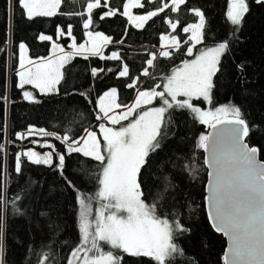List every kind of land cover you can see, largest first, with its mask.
<instances>
[{"label": "trees", "instance_id": "16d2710c", "mask_svg": "<svg viewBox=\"0 0 264 264\" xmlns=\"http://www.w3.org/2000/svg\"><path fill=\"white\" fill-rule=\"evenodd\" d=\"M126 0H108V7L117 15L100 16L108 8L93 10V24L83 28L85 0H64L59 13L53 17H40L29 21L18 6H9L0 0V95H7L9 102L0 104V183L6 181L4 198V252L0 264H38L48 254V264H66L65 258L71 248L79 242L77 196L91 204L92 212L97 204L99 187L97 177L99 162L80 153L68 154L64 145L55 137L48 141L55 145L56 153L65 155L64 175L55 167L35 165L21 158L22 172H15V157L22 148L32 146L29 139L20 141L18 132L29 127L44 129L57 136L70 134L80 137L85 129L94 128L100 95L115 88L118 102L127 105L136 89L148 90L162 84L170 71L200 52L202 49L227 40L228 49L221 56L220 71L214 77L213 90L215 108L226 103L241 107L250 125L258 126L248 141L264 150V4L247 0L249 12L240 25H232L226 18L227 0H187L179 12L166 9L158 16L137 28L130 24L123 12ZM142 8L131 9L132 14H145L162 6V0H141ZM170 2V0H169ZM103 3V0H102ZM200 9L206 16L204 39L187 55L190 43L183 26L195 23L198 18L190 9ZM76 13H85L77 15ZM167 20L179 21L176 31L170 29ZM72 26V37L57 38V27L67 32ZM86 31H98L108 36L111 43L102 49L104 57L118 53L119 60L102 59L100 56L73 55L61 70L64 74L58 91L44 95L30 85L24 89L18 83L15 71L19 64V44L27 46L26 56L36 60L50 52V41H40L39 34L49 35L64 48L73 38L79 44L85 40ZM163 34L176 36L179 49H171L170 57L156 55L155 67L146 63L155 54ZM87 56V59H85ZM243 65V71L238 65ZM127 65L131 79L139 78L135 88L127 85L129 77H119L118 72ZM104 69L97 77L91 75L92 68ZM148 68L150 76H143ZM111 69V71H108ZM31 91L36 101L23 98V91ZM161 91V89H157ZM86 93L81 96L79 93ZM154 100L152 104L158 103ZM194 103L205 107L202 100ZM167 123L160 139V147L150 153L148 163L141 169L138 181L144 193L142 198L149 205L157 204L158 214L175 216L190 231L175 237V243L184 250V255L174 256L173 264H223L225 241L212 230L204 211L203 185L206 169L203 165L202 149L197 147L199 137L205 135L207 125L201 124L187 109L173 108L166 114ZM264 161V151L258 156ZM67 180L75 184L68 186ZM167 185V187H166ZM23 189V191H22ZM20 193L21 199L11 201ZM162 194V195H161ZM19 209V212H17ZM43 213V215H41ZM91 217V216H90ZM122 264H154L148 257H130L124 254Z\"/></svg>", "mask_w": 264, "mask_h": 264}, {"label": "snow or ice", "instance_id": "6c2138e0", "mask_svg": "<svg viewBox=\"0 0 264 264\" xmlns=\"http://www.w3.org/2000/svg\"><path fill=\"white\" fill-rule=\"evenodd\" d=\"M64 0H6L11 7L18 6L21 14L29 21L40 17H53L59 13ZM87 14L83 21V28L89 29L93 24V10L108 8L100 16L101 19L117 15V11L108 7V0H85ZM187 0H162V6L146 15H132L131 9L142 8L141 0H127L123 3V12L130 24L143 28L144 24L161 12H179ZM256 4H264V0H255ZM247 0H227L226 18L232 25H240L246 13L249 12ZM198 22L183 26L184 33H190L185 43H190L187 55H193V48L204 39L206 16L200 9H190ZM84 15L85 13H76ZM173 31L179 26V21H166ZM57 38L67 35L72 37V26L67 32L57 27ZM89 37L86 43L77 44L73 38L72 51L65 52L53 42V54L48 58L33 60L26 56L27 46L19 44V64L16 76L19 78L16 87L24 89L31 85L41 94L48 95L58 91L57 86L63 79L61 71L73 55L88 53L100 56L102 59L119 60L118 53L113 52L104 57L102 47L112 41L99 32H86ZM40 41H52L46 34H39ZM161 41H170L162 47L169 50L160 51L159 56L170 57L171 48H180V41L176 36L160 37ZM228 42L218 43L215 47H208L199 52L192 60H185L181 67L175 68L171 75L164 77L162 84L139 91L130 105L118 102L115 88L105 92L97 103L99 112L97 120H106L109 124L120 125L122 121H129L126 126L108 127L99 124L103 136V145L97 138V133L85 129V135L74 139L70 134L57 136L44 129L39 130L40 136H55L66 146L68 154L80 153L84 157L99 162L101 171L97 177L99 190L96 193L99 207L95 209L94 219L91 204L77 196L81 206L78 224L79 242L71 248L65 258L66 264H122L124 254L130 257H148L154 264H173L174 256L184 255V250L175 243V237L190 231L181 220L175 216L169 217L158 214L157 204L149 205L142 198L141 183L138 176L141 169L148 163L150 153L160 147V139L166 133L164 129L169 122L166 114L169 109H187L195 114L201 124H206L216 131L209 135H201L197 147L209 153L205 163L209 171V184L205 197L208 209V220L211 227L228 238L229 246L223 257V264H264V162L257 157L262 153L260 147L250 144L251 133L258 126L250 125L241 107L229 102L214 110H202L196 106L194 100H202L207 104L213 103V90L216 87L214 77L221 70V56L228 49ZM2 51V49H0ZM57 53H60L57 55ZM156 54L146 60L149 67H155ZM87 59V56H85ZM243 71V65L237 66ZM104 69L92 68L91 75L97 77ZM111 71V69H108ZM119 77H129L127 65L118 72ZM143 76H150L148 68L143 69ZM139 78L131 79L127 85L135 88ZM157 89H162L158 91ZM86 96V93H79ZM23 98L31 102L36 101L33 94L23 91ZM182 98V99H181ZM159 100L161 106L147 107L154 100ZM9 102L7 95H0V104ZM116 109L123 111L115 112ZM131 118V119H130ZM37 134L29 128L27 133H17L16 138L23 140L27 136ZM51 149L44 154L34 150L18 153L15 157V172L20 174L21 156L35 165L55 167L61 176L64 175L65 155L59 154L54 161L55 145L48 143L41 145ZM3 145H0V151ZM65 180L69 187L75 189L71 180ZM6 181L0 183V257H2L4 235V205L10 203L4 198L3 189ZM167 187V185H166ZM23 191V189H22ZM162 195V194H161ZM21 199L17 193L11 201ZM19 212V209H17ZM43 215V213H41ZM103 245L110 250H104ZM50 257L43 255L38 264H48Z\"/></svg>", "mask_w": 264, "mask_h": 264}, {"label": "rangeland", "instance_id": "374dc122", "mask_svg": "<svg viewBox=\"0 0 264 264\" xmlns=\"http://www.w3.org/2000/svg\"><path fill=\"white\" fill-rule=\"evenodd\" d=\"M126 2H127V0H126ZM125 2V3H126ZM227 9V8H226ZM131 11V10H130ZM132 14V13H131ZM132 15H146V13L145 14H132ZM225 15H226V12H225ZM127 18V17H126ZM128 20V19H127ZM196 22H198V20L196 21ZM230 22V21H229ZM170 29H171V27H170ZM92 32V31H91ZM95 32H98V31H95ZM95 32H93V33H95ZM99 33H101V32H99ZM104 35V34H103ZM163 35H165V36H170V35H167V34H163ZM190 35V33H188V36ZM162 36V35H161ZM88 39H89V37L87 36V38L83 41V42H81V43H86L87 41H88ZM53 42H55V43H58V42H56L55 40H52V41H50V52H49V55L48 56H46V57H44V58H48V57H51L52 56V54H53V49H52V43ZM72 42H73V40L71 39V41L69 42V45H68V48H64V47H62L61 45V47L64 49V51L65 52H71L72 51V48H71V45H72ZM81 43H79V44H81ZM168 43H170V41H161V39H160V45H159V47L157 48V50H156V55L157 54H159V52L160 51H165V50H169V49H167V48H164V47H162V45L163 44H168ZM59 44V43H58ZM218 44V43H217ZM217 44H215V45H212V46H209V47H215ZM105 46V45H104ZM103 46V47H104ZM103 47H102V49H103ZM175 47H172L171 49H174ZM208 48V47H207ZM205 49V48H204ZM203 50V49H202ZM60 53H57V55H59ZM86 54H88V53H83L82 55H86ZM199 54V52L196 54V55H198ZM111 55V54H110ZM109 55V56H110ZM196 55H194L193 57H191V58H189V59H186V60H192V59H194L195 58V56ZM150 58H151V56H150ZM185 61V60H184ZM183 61V62H184ZM183 62H181V64L180 65H178L177 67H175V68H178V67H181L182 66V64H183ZM175 68H173L171 71H170V73L168 74V75H171V73H172V71L175 69ZM15 73H16V71H15ZM167 75V76H168ZM166 77V76H165ZM19 78L17 77V80H18ZM164 82V79H163V81H162V83ZM31 86V85H30ZM113 88V87H112ZM112 88H109V89H107L106 91H104L101 95H100V97L105 93V92H107V91H109L110 89H112ZM162 90V89H161ZM24 91H28V89H25ZM38 91V90H37ZM139 91H144V90H140V89H136L135 90V92H134V95H133V98H132V100L127 104V105H130L131 103H133L134 102V100H135V97H136V95H137V93L139 92ZM29 92H31V91H29ZM39 92V91H38ZM32 93V92H31ZM99 97V98H100ZM182 99V98H181ZM98 101H99V99H98ZM194 103V102H193ZM205 104H206V106L205 107H202L201 105H199V104H197V103H194L196 106H199L202 110H209V109H212V110H214V108H209L208 107V104L206 103V102H204ZM159 106H161V104H160V102H158V103H156V104H151V105H147V106H145V110H146V108L147 107H159ZM221 106V105H220ZM219 107V106H218ZM120 111H123V109H116L115 110V112H120ZM195 115V114H194ZM131 119V118H130ZM129 121H122L121 122V124L120 125H115V126H113V125H111V124H109L108 123V121H106V120H98L97 122H96V125L94 126V128H88V130L89 131H94V132H96L97 133V138L100 140V142H101V144L103 145V136H102V134L100 133V129H99V124L100 123H104L106 126H108V127H116V128H119L120 126H126L127 125V123H128ZM29 128H33V127H29ZM28 128V129H29ZM28 129H26V130H24V131H21V132H18V133H27V131H28ZM33 129H35L36 130V133L37 134H34V135H30V136H27V138L26 139H23V140H20V141H25V140H27V139H29V141L32 143V146H30V147H27V148H22L20 151H19V153H23V152H25V151H28V150H34V151H36L38 154H44L45 152H49V151H51V149H49V148H47V147H42L41 145H45V144H48V143H51L50 141H48V139L50 138V137H55V136H40L38 133H39V130L40 129H37V128H33ZM85 135V131L83 132V134L80 136V137H83ZM80 137H78V138H76V139H79ZM60 141V140H59ZM61 142V141H60ZM64 145V144H63ZM64 150L66 151V146L64 145ZM67 152V151H66ZM59 155V154H58ZM57 155V156H58ZM21 158H25V159H27L26 157H24V156H21ZM98 190H99V187H98ZM97 190V191H98ZM97 207H99V204L97 203L95 206H94V209H93V215L91 216V217H89V219H94V215H95V209L97 208ZM80 212H81V206H80V204H79V202H78V224H79V219H80ZM103 248H104V250H110L109 249V246H107V245H103Z\"/></svg>", "mask_w": 264, "mask_h": 264}, {"label": "water", "instance_id": "95a60500", "mask_svg": "<svg viewBox=\"0 0 264 264\" xmlns=\"http://www.w3.org/2000/svg\"><path fill=\"white\" fill-rule=\"evenodd\" d=\"M216 130L215 129H213L212 127H210L209 125H207V131H206V133H205V135H209V134H212V133H214ZM202 152H203V165H204V167H205V169H206V178H205V182H204V185H203V191H204V196H203V202H204V211H205V214H206V218H207V221H208V223H209V225H210V227H211V224H210V222H209V220H208V209H207V203H206V200H205V197L207 196V185L209 184V176H208V173H209V171H211V169H209L208 168V166H207V164L205 163V159H206V157H208L209 156V153L208 152H206L204 149H202ZM258 159H259V157H257ZM260 160V159H259ZM261 162H264L263 160H261ZM212 228V227H211ZM212 230L213 231H215L213 228H212ZM216 232V231H215ZM216 233H218V232H216ZM218 234H220L222 237H223V239H224V241H225V244H224V249H223V254H222V263H223V257H224V253L226 252V250L228 249V246H229V241H228V238L226 237V236H224L222 233H218Z\"/></svg>", "mask_w": 264, "mask_h": 264}, {"label": "crops", "instance_id": "0c3cea01", "mask_svg": "<svg viewBox=\"0 0 264 264\" xmlns=\"http://www.w3.org/2000/svg\"><path fill=\"white\" fill-rule=\"evenodd\" d=\"M86 32H88V31H86ZM87 38V35H86V33H85V39Z\"/></svg>", "mask_w": 264, "mask_h": 264}]
</instances>
